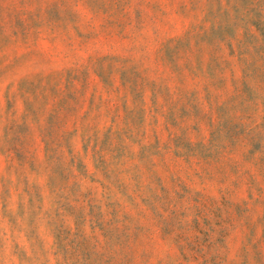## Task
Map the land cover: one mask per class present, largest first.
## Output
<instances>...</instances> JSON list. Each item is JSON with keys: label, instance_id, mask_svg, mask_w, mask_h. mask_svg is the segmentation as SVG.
Wrapping results in <instances>:
<instances>
[{"label": "rangeland", "instance_id": "obj_1", "mask_svg": "<svg viewBox=\"0 0 264 264\" xmlns=\"http://www.w3.org/2000/svg\"><path fill=\"white\" fill-rule=\"evenodd\" d=\"M0 264H264V0H0Z\"/></svg>", "mask_w": 264, "mask_h": 264}]
</instances>
